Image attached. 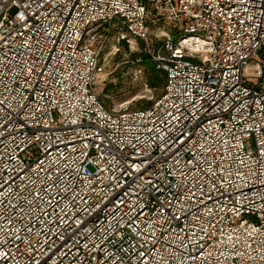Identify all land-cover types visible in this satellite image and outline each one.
I'll list each match as a JSON object with an SVG mask.
<instances>
[{
  "label": "built area",
  "instance_id": "1",
  "mask_svg": "<svg viewBox=\"0 0 264 264\" xmlns=\"http://www.w3.org/2000/svg\"><path fill=\"white\" fill-rule=\"evenodd\" d=\"M115 36L144 108L97 88ZM0 264H264V0H0Z\"/></svg>",
  "mask_w": 264,
  "mask_h": 264
},
{
  "label": "rangeland",
  "instance_id": "2",
  "mask_svg": "<svg viewBox=\"0 0 264 264\" xmlns=\"http://www.w3.org/2000/svg\"><path fill=\"white\" fill-rule=\"evenodd\" d=\"M128 45L117 41L115 36L107 41L101 52V76L97 80V88L102 89L104 103L108 107L138 109L160 93V87L152 88L148 84L145 66L140 62L143 58L141 53L146 51L144 45L139 43L134 50Z\"/></svg>",
  "mask_w": 264,
  "mask_h": 264
},
{
  "label": "trees",
  "instance_id": "3",
  "mask_svg": "<svg viewBox=\"0 0 264 264\" xmlns=\"http://www.w3.org/2000/svg\"><path fill=\"white\" fill-rule=\"evenodd\" d=\"M122 43L126 46V42L125 41H122ZM160 43H161V40H156V39L153 40L152 43H151L152 50H156ZM141 54H143V58L141 59L140 62H142V64L145 66L146 73H147V76H148V84L152 88L153 87L154 88L160 87V93H161V90L163 88V84L165 82V73L162 71V69H158L156 67V63L152 59L151 53H149L146 50L144 53H141ZM151 103H152V101L147 103L145 106L140 107V108H144V107L150 105ZM135 109H137V108H135Z\"/></svg>",
  "mask_w": 264,
  "mask_h": 264
},
{
  "label": "bare ground",
  "instance_id": "4",
  "mask_svg": "<svg viewBox=\"0 0 264 264\" xmlns=\"http://www.w3.org/2000/svg\"><path fill=\"white\" fill-rule=\"evenodd\" d=\"M100 74H101V72L98 74V78H100V76H101ZM98 82H99V81H98ZM98 86H99V85H98Z\"/></svg>",
  "mask_w": 264,
  "mask_h": 264
}]
</instances>
